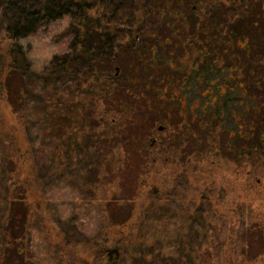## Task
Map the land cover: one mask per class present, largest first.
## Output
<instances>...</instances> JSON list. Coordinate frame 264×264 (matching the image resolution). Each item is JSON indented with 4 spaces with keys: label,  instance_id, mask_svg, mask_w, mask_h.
<instances>
[{
    "label": "trees",
    "instance_id": "16d2710c",
    "mask_svg": "<svg viewBox=\"0 0 264 264\" xmlns=\"http://www.w3.org/2000/svg\"><path fill=\"white\" fill-rule=\"evenodd\" d=\"M0 5L9 13L0 44V264L16 263L7 248L18 239L15 254L29 255L32 231L55 240L53 248L70 264H209L205 253L218 243L212 220L222 215L199 178L208 165L200 134L225 140L224 151L238 164H252L264 150V0ZM64 16L67 50L34 70L16 40ZM209 80L221 88L215 112L186 134L171 113L191 83L204 90ZM229 104L241 107L232 116L238 126L221 137ZM160 114L169 115L165 126ZM190 139L189 153H165ZM233 139L241 146L232 150ZM157 142L167 143L159 155L152 151ZM159 160L174 162L162 183ZM134 163L145 169L118 220L115 189ZM59 184L76 193L72 203H95V232L66 241L67 229L50 206Z\"/></svg>",
    "mask_w": 264,
    "mask_h": 264
},
{
    "label": "rangeland",
    "instance_id": "374dc122",
    "mask_svg": "<svg viewBox=\"0 0 264 264\" xmlns=\"http://www.w3.org/2000/svg\"><path fill=\"white\" fill-rule=\"evenodd\" d=\"M5 8L0 5V44L4 43L2 39L3 27L6 24L4 15H9ZM68 25L69 18L67 16L46 19L41 21L33 32L16 40L19 47L26 52V57L32 63L34 70H40L53 55H60L67 50L69 41L65 29ZM201 87L191 83L183 102V95L179 96L178 101L181 108H176V112L171 113V123L174 126L177 125L186 134L191 133L190 128H195L196 120L215 112L213 106L217 96L221 95V88L219 89V86L214 87L211 80L206 83L204 90ZM201 89L204 92L202 93L208 97L199 94ZM163 103L168 105L169 102L164 101ZM200 107L204 111H201ZM240 109L239 105L233 107L229 104L227 111L221 114L223 119L219 123L224 126H222L224 129L221 130V137L225 136V130L237 129L238 123L235 119L232 120V116L234 114L236 117L240 116ZM187 110H189V114L196 113L195 119L191 122ZM181 114L185 116L183 117ZM168 118L169 115L160 114V125L165 126L169 121ZM186 121L190 122L188 127L184 126ZM214 132L216 133L215 130ZM166 133L167 130L165 129L161 134L165 136ZM200 137L201 142L206 145L207 153L203 159L208 165L202 177L196 175L195 172L194 174L200 179H205V183L210 186L213 192L210 191L209 196L213 198L218 213L222 215L217 221L216 219L212 220L213 224L217 223L212 229L215 230L218 243L211 245V251L205 253L209 264H264V150L252 164L248 162L238 164L232 154H227L229 152L224 151L225 140L219 139L217 134L216 137L207 134L205 139L203 134H200ZM212 138L215 139V145H212ZM163 144L166 147L167 143L159 144L157 142L153 147V153L159 155ZM235 145L241 146V140L233 139L229 147L233 150ZM190 147H192L191 139L182 145L180 143L176 150L168 148L165 153L185 154L189 153ZM159 157L157 156V158ZM157 164L159 172L156 174V178L158 182L162 183L163 179L171 176L170 172L174 162L164 163V161L159 160ZM144 169V165L134 163L131 168L126 170V173L124 171L122 182L116 187L114 194L116 203H118L116 209L118 220L127 215L129 211L127 199L135 194V188H133L136 186L135 180L138 173H142ZM105 178L111 179L112 174L105 176ZM51 196L53 200L50 204L51 212L57 214L67 229L66 241L95 232L99 221L95 203H89L85 207L77 202V204L72 203L76 199V193L67 187H63L62 184L55 187ZM71 206L73 207L71 208ZM13 231L18 232V229L13 228ZM27 240L30 247L29 255L23 253L24 251L18 256L15 254L13 249L20 242L19 239L17 242H10L8 245V258L14 256L16 260L14 264H70L65 252L56 251L53 248L55 240L43 238L35 231L31 232ZM78 254H82V252L78 251Z\"/></svg>",
    "mask_w": 264,
    "mask_h": 264
},
{
    "label": "water",
    "instance_id": "95a60500",
    "mask_svg": "<svg viewBox=\"0 0 264 264\" xmlns=\"http://www.w3.org/2000/svg\"><path fill=\"white\" fill-rule=\"evenodd\" d=\"M160 129L162 128V127H159ZM257 181H259V179H257ZM264 183V182H263Z\"/></svg>",
    "mask_w": 264,
    "mask_h": 264
}]
</instances>
